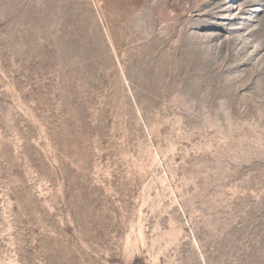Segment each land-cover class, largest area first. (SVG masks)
Returning <instances> with one entry per match:
<instances>
[{
    "label": "rangeland",
    "instance_id": "1",
    "mask_svg": "<svg viewBox=\"0 0 264 264\" xmlns=\"http://www.w3.org/2000/svg\"><path fill=\"white\" fill-rule=\"evenodd\" d=\"M0 264H264V0H0Z\"/></svg>",
    "mask_w": 264,
    "mask_h": 264
}]
</instances>
